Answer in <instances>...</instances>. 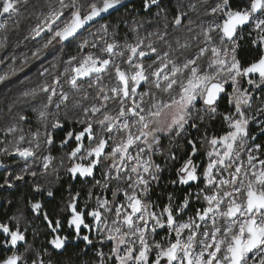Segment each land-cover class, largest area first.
<instances>
[{
	"label": "snow or ice",
	"instance_id": "1",
	"mask_svg": "<svg viewBox=\"0 0 264 264\" xmlns=\"http://www.w3.org/2000/svg\"><path fill=\"white\" fill-rule=\"evenodd\" d=\"M126 8V0H0V53L22 23L23 41L39 45L19 64L11 52L0 58V84L22 73L34 83L0 110V156L41 169L9 172L0 188L28 176L35 193L54 198L61 169L88 185L83 197L70 186L57 214L29 201L48 229L39 249L23 211L0 221V264H63L53 256L73 240L83 255L94 252L84 264H264V0H140L135 15L113 22ZM245 41L251 58L241 57ZM210 122L222 134L209 135ZM57 130L60 147H70L59 160ZM181 142L187 151L169 184L196 188L157 204L153 185Z\"/></svg>",
	"mask_w": 264,
	"mask_h": 264
},
{
	"label": "flooded vegetation",
	"instance_id": "2",
	"mask_svg": "<svg viewBox=\"0 0 264 264\" xmlns=\"http://www.w3.org/2000/svg\"><path fill=\"white\" fill-rule=\"evenodd\" d=\"M137 1V0H136ZM204 20L209 19L208 17H203ZM246 42V41H245ZM244 42V45H245ZM52 57L50 58V60ZM226 107H229L226 104H222L220 110L224 111ZM32 119V127L35 129L38 127V122L36 121L35 114L29 113ZM71 125H69L70 127ZM254 131H258L259 123L254 124L253 126ZM208 134H222V126L218 122H210L208 124ZM64 133L62 131L57 130L55 133L56 142L51 148V154L56 156L57 159L65 156V154L70 150V147L65 146L64 148L60 147V139L63 137ZM1 139L3 137L1 136ZM0 139V140H1ZM175 151L177 152L178 159L175 162L169 161L166 171L161 174V180L153 185V192L150 195V199L157 204H163L166 202V194L168 192H173L177 198H179L185 191H194L196 185L193 184L191 188L187 185H170L169 181L174 178L173 172L175 167H178L181 163L180 157L184 155L187 151L186 147L183 146V142H181V147L176 148ZM45 154H48L47 152ZM206 157L203 155L200 156L199 160L197 161L200 163ZM0 159L4 160V163L8 165L7 168L0 167V183L3 182L4 178L7 177L8 173L11 172L13 175L18 174L22 168L26 167L27 164H32V161L25 162L19 158H13L8 156H0ZM157 162H160L159 157L156 158ZM39 161L32 164V167L36 171H40L41 169L38 167ZM61 176L62 179L55 183L53 187V191L55 192L54 198H48L44 193H35L32 189L33 179L31 177L26 176L24 181H15L14 186L0 188V212H2L3 218L0 217V221L7 222L8 218L13 215H18L20 211H23L25 217L28 221L29 227V237L28 243L32 245L34 248H41L45 245L46 241V233L48 231L46 224L43 222L42 218L34 217L31 210L28 208V203L30 200H42L45 204V211L49 212L50 215L60 213L61 209L67 203L70 197V186L73 192L80 191L82 197L84 196L88 185H86L83 181V178L73 180L69 177L63 169H61ZM99 178V176H97ZM39 182L44 183V179L42 177L38 178ZM191 215V212H189ZM66 213L61 215V219H64ZM90 220V218H89ZM33 230L37 233L35 237H33L32 233ZM65 234H70L71 230L67 229L65 226L64 229ZM163 232L160 233L163 236ZM160 237L158 236L157 239ZM75 245L74 249L81 253V249L83 248V244L80 241L73 240L69 247ZM68 247V248H69ZM72 249V248H69ZM68 249V250H69ZM20 252H24V248L21 247ZM106 250V249H105ZM91 255V260L94 259V252H89ZM53 260H57V256H53ZM65 264V263H63Z\"/></svg>",
	"mask_w": 264,
	"mask_h": 264
},
{
	"label": "trees",
	"instance_id": "3",
	"mask_svg": "<svg viewBox=\"0 0 264 264\" xmlns=\"http://www.w3.org/2000/svg\"><path fill=\"white\" fill-rule=\"evenodd\" d=\"M140 8V0L134 1L131 4L127 5L126 9H122L119 14H117L115 17H113V22H116L120 19L121 16L128 17L130 15H135L133 12V9H139ZM203 19V16H201ZM26 27L25 23L21 24V30L19 34L16 32H12L9 35V46L6 50L7 52L13 53L17 59V63H20V60L23 59L25 56H31L32 51L35 47H38L39 45L35 41H23V35H24V29ZM123 31V26H122ZM22 41L19 46L17 47V41ZM6 53H0V58L3 57ZM256 55L255 52H249L248 51V44L245 42L244 50L241 52L242 58H251L252 56ZM51 56H48L45 58V60L42 62L44 66H47L50 61ZM8 63V61H6ZM41 64L40 61H36L32 64L31 68L28 69L27 76L31 78V80L34 82L36 79V67ZM0 70L6 71L5 65H0ZM23 81V82H22ZM34 86V83H29V80L25 77V74H20L19 77H14L12 80L6 82L5 84H0V110L6 111L7 105L12 102L17 96H19L20 91H22L25 87H32ZM23 109L27 111V105H17L16 110ZM1 139V136H0ZM2 140V139H1ZM0 215H3L2 212H0ZM3 218L2 216H0ZM76 247L75 245L69 247L72 249L67 250V252L64 253L63 257L57 256V260H62L65 264H84L85 261L91 260V255L88 253V255H83L79 251H76L74 249ZM56 261V260H55Z\"/></svg>",
	"mask_w": 264,
	"mask_h": 264
},
{
	"label": "water",
	"instance_id": "4",
	"mask_svg": "<svg viewBox=\"0 0 264 264\" xmlns=\"http://www.w3.org/2000/svg\"><path fill=\"white\" fill-rule=\"evenodd\" d=\"M134 1H136V0H126L127 5L133 3Z\"/></svg>",
	"mask_w": 264,
	"mask_h": 264
}]
</instances>
